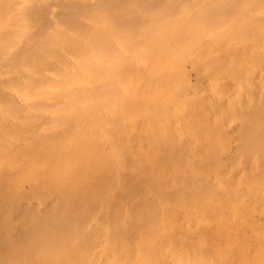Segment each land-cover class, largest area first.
Instances as JSON below:
<instances>
[{
  "label": "bare ground",
  "instance_id": "1",
  "mask_svg": "<svg viewBox=\"0 0 264 264\" xmlns=\"http://www.w3.org/2000/svg\"><path fill=\"white\" fill-rule=\"evenodd\" d=\"M0 114L49 264H264V0H0Z\"/></svg>",
  "mask_w": 264,
  "mask_h": 264
},
{
  "label": "rangeland",
  "instance_id": "2",
  "mask_svg": "<svg viewBox=\"0 0 264 264\" xmlns=\"http://www.w3.org/2000/svg\"><path fill=\"white\" fill-rule=\"evenodd\" d=\"M8 116L5 117V114H0V119H3V121L0 120V242L5 245L10 244L5 249L24 251L26 254H19L18 256L14 254L10 255L11 257L9 255V257L2 255L0 256V264H7V262L8 264H23V260H27L28 263L26 264H38L40 256H42V259H45L42 260L44 263L49 264L50 254L46 253L48 249L47 245L36 249L33 243L38 242L37 237L30 234L26 239V244H24L17 235L19 231H22L24 226L29 227V223L34 224L38 220L35 219L38 211L40 208L44 210L45 203L50 198L51 191L49 189L48 175L39 176V165L37 163L43 159V156L39 155L41 146L50 145L48 141H45V125L35 128L24 122L19 123L16 121L17 123H14L11 120L15 116L13 118ZM19 116L17 117L21 120L24 118H34L32 116ZM8 120L11 121V125ZM14 145L16 146L12 147ZM24 151L30 154L23 153ZM45 156L49 155L46 154ZM25 161L29 163L27 167L28 175L26 174V170H22L23 168L20 165ZM35 164L37 165L35 166ZM24 188L26 189L24 190ZM24 217L28 219V224L26 225L23 223ZM45 243L46 240L43 238L42 244ZM42 250L45 252L40 254L39 251ZM3 258H11V260L6 259L7 261H5Z\"/></svg>",
  "mask_w": 264,
  "mask_h": 264
}]
</instances>
